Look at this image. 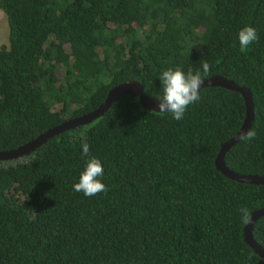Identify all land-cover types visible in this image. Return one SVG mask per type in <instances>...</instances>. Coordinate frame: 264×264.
<instances>
[{"label":"trees","instance_id":"1","mask_svg":"<svg viewBox=\"0 0 264 264\" xmlns=\"http://www.w3.org/2000/svg\"><path fill=\"white\" fill-rule=\"evenodd\" d=\"M0 10V151L94 110L117 84L137 81L159 100L164 70L192 68L250 91L255 138L224 163L264 176V0H0ZM245 26L258 39L242 53ZM200 97L177 121L125 95L95 121L0 161V264H264L243 240L239 211L263 207L264 186L214 165L244 101L220 87ZM85 139L108 189L93 197L72 188ZM252 234L264 247V216Z\"/></svg>","mask_w":264,"mask_h":264},{"label":"water","instance_id":"2","mask_svg":"<svg viewBox=\"0 0 264 264\" xmlns=\"http://www.w3.org/2000/svg\"><path fill=\"white\" fill-rule=\"evenodd\" d=\"M204 81L200 87V90L207 87H220L229 91L237 92L241 95L244 106L245 116L239 130L227 141L220 145L219 151L216 155L214 165L215 168L221 172L226 178L243 184L261 185L264 186V176L260 175H241L226 167L224 163V156L226 152L240 141L239 137L245 134L251 127L254 116V107L252 102L251 93L247 88L238 86L233 80L226 79L219 75H212L210 77L202 78ZM130 96L137 98L140 105L150 111L158 112L157 107L158 100L148 97L144 93L143 86L137 81H129L121 84H117L110 88L104 98L103 102L94 110L83 114L78 117L68 119L46 131L39 134L34 139L27 143L11 150L0 151V161L9 162L21 159L39 148L48 139L71 129L78 128L80 126L89 124L99 117H101L107 109L120 97ZM264 216V206L252 211L250 213V223H245L243 227V240L249 246L254 254L264 260V247L256 242L253 237L252 230L256 221Z\"/></svg>","mask_w":264,"mask_h":264},{"label":"clouds","instance_id":"3","mask_svg":"<svg viewBox=\"0 0 264 264\" xmlns=\"http://www.w3.org/2000/svg\"><path fill=\"white\" fill-rule=\"evenodd\" d=\"M239 41V51L246 52L248 46L257 41V31L252 26H245L237 33ZM203 73L206 75L211 66L207 61L201 64ZM163 92L158 100L157 107L159 113H170L172 118L180 121L184 117V113L188 105L200 100V87L203 83L201 71H193L189 68L187 73L179 67L164 70L159 77ZM255 131L248 130L242 134L239 139L241 141H250L255 138ZM81 155L86 157L85 166L79 175V181L72 185L73 191L83 193L85 197H93L99 193L106 192L108 189L101 182V177L104 174L103 166L99 159L90 155L89 143L85 140L81 141ZM242 222L250 223V212L246 207L240 208Z\"/></svg>","mask_w":264,"mask_h":264},{"label":"rangeland","instance_id":"4","mask_svg":"<svg viewBox=\"0 0 264 264\" xmlns=\"http://www.w3.org/2000/svg\"><path fill=\"white\" fill-rule=\"evenodd\" d=\"M8 43V26L4 13L0 10V47Z\"/></svg>","mask_w":264,"mask_h":264}]
</instances>
